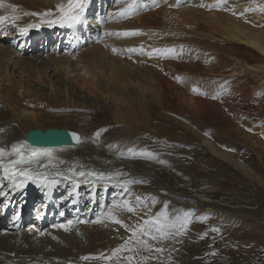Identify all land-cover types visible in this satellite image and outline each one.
Returning a JSON list of instances; mask_svg holds the SVG:
<instances>
[{
	"label": "rangeland",
	"instance_id": "374dc122",
	"mask_svg": "<svg viewBox=\"0 0 264 264\" xmlns=\"http://www.w3.org/2000/svg\"><path fill=\"white\" fill-rule=\"evenodd\" d=\"M98 1L90 11L91 15L87 14L88 20L93 19L92 26H97L103 31L110 25L107 28L109 30H106L107 33L110 30L114 33L120 30L139 33L121 39L113 38L114 43L117 44L115 49H119L118 46L122 44L129 47L132 44V50L126 55L136 54L139 59L138 61L135 59V62L144 66L147 65L144 60L153 52H160L172 62L178 59L171 66H160V68L163 67L165 77L172 76L174 88L166 91L170 99L167 97L164 101L159 95L156 75L150 73V77L147 78L143 73L138 72V76L132 79L147 87L146 96L148 102L152 104L150 105L152 113H148L149 116L146 115L148 117H145L146 124L145 119L137 123L139 128L137 127L135 131L124 130L122 135L124 138L119 142H114L115 145L112 147L119 151L125 150L130 155L143 154L150 163L159 159L160 166L164 169L159 167L156 171L157 176H164L162 182L159 180L158 184L155 179L152 183L147 179L144 188L139 186L141 191L138 192V189L134 191L140 194V208L137 213L134 212L136 217L120 220L121 235L124 238L118 246L121 248L118 254L113 255V252H110V249L113 251L117 249L116 245L106 241V247L101 248L97 251L98 253L90 250L84 255L85 250L93 249L89 243L84 248H75V252L80 254L77 256H71L72 247L68 248L69 257L79 258V256L93 255L89 259L92 262H99L98 264H264V217H261V213H264V92L261 90L264 87V73L259 74L262 72L260 68L264 71V57L244 45H230L225 37L213 28L214 26L209 27L202 21L195 23L186 20L184 22L170 15L171 13L169 14L173 10H183L188 6V8L205 10L207 15L214 11L223 12L233 21L240 19L253 29H262L264 28V0H135V8L131 15H117L120 11L115 7H124L121 8L122 11L128 7L129 2L133 4L132 0L125 4L127 6H122L126 0ZM2 2L6 5L4 0ZM2 12L0 10V13ZM140 17H142L140 21L134 22ZM123 21L129 23L119 25ZM99 31L94 38L91 34L89 40L81 35L82 45L71 56L74 57L72 58L73 67L69 69L70 74L67 78L73 80L74 86L77 85L76 91H81L84 97L87 96V87L84 86L82 90H78V87L85 79L91 80L93 69L99 67V64L84 62L81 53L86 47H91L94 41L100 42L102 33L106 36L105 32ZM111 34L113 32L108 33L107 37L109 38ZM181 39L183 43L186 44V41L188 43L185 48L179 44L182 43L179 41ZM67 48H70V45ZM166 49H173L176 55L173 52L164 51ZM177 49L180 50L179 53ZM136 50H140L142 57ZM118 53L110 50L113 61H118L119 56L124 54V52ZM188 59L191 61H187ZM236 60L239 62L238 65ZM188 65L195 67L192 68L193 71L187 67ZM245 66L247 69L248 66L252 67L254 71L256 68L260 70L253 73V70L248 69V72L246 68L243 69ZM10 74L11 82L26 85V82L30 80L28 76H31L30 67L16 64ZM53 74L54 71H50L47 76L51 77ZM105 74L109 78L112 73ZM56 79L54 78L55 82ZM36 84L33 81L34 89H38ZM117 86H114V89L119 91L121 88ZM136 89L129 87L127 91L131 92ZM190 95L210 103L219 102L224 116L220 113L203 115L192 111L193 107H190L187 101ZM95 100L96 104L92 106L96 108L103 107V103L104 107L111 104L109 99ZM89 114L94 115L95 112L90 111ZM110 128L115 127L112 125L106 127L104 132L97 131L102 134ZM248 136L251 137L250 140ZM206 140L243 167L237 168L227 164L225 158L220 155L216 156L209 149L207 150L204 144ZM107 143L110 141L108 140ZM246 171L251 175L246 174ZM170 174H173L175 182L171 183L168 176ZM168 186L173 190L172 194L176 196H171L172 191L168 189ZM182 193H185L186 198L181 201ZM202 195L207 196L203 199L217 202L219 207L228 203V207H241L242 209L227 212L224 210L210 211L214 208L208 206L201 209L195 201L202 200L199 199ZM100 196L99 191L98 204L101 202ZM188 201L195 203L194 206ZM4 203L0 194V210L3 209ZM250 206L251 208H248ZM249 209L260 214L251 216L241 212L242 210L249 211ZM139 214H142V218ZM145 221L149 223L146 225ZM31 225L33 224L30 222ZM184 225L186 227H183ZM25 226L28 227L29 223ZM0 230L3 231V228ZM133 232L136 235H133ZM66 234L64 239L57 242H66L74 236V234ZM153 236L156 239H152ZM139 242L145 243L146 250L142 253L144 257L138 253L140 252L137 250ZM157 248L163 250L157 252L155 250ZM129 257L132 259L129 260Z\"/></svg>",
	"mask_w": 264,
	"mask_h": 264
},
{
	"label": "bare ground",
	"instance_id": "6f19581e",
	"mask_svg": "<svg viewBox=\"0 0 264 264\" xmlns=\"http://www.w3.org/2000/svg\"><path fill=\"white\" fill-rule=\"evenodd\" d=\"M129 1L126 0L122 6ZM4 2L7 6L3 5V7H0V10L3 11L0 16H15L18 19L14 21L10 19L0 23V150L3 151V155L0 156V194L1 198L4 197L6 203H9L7 207L9 210L1 215L0 227L8 224V218L11 214H13L12 220L15 223L9 224L10 228L8 231L5 228L3 232L0 230L2 232L0 233V264H98L99 262H92L90 259L85 260L80 256L79 258L69 257L68 248L72 247L71 256L80 255L75 252V248H84L88 243L93 249L85 250L84 255L90 250L97 252L101 248L104 249L107 245L106 241L115 244V248H118L124 237L121 235L122 225L115 221L136 217L137 210L140 208V194L138 192L141 190H139V186L142 188L147 179V181L151 182L157 179L159 184V180L162 182V177H164L163 175L157 176V168L161 167L159 159L154 163H150L143 154L130 155L125 150L119 151L112 148L115 145L114 142H119L124 138L122 137L124 130L135 131L138 127L137 123L143 122L142 120L145 119L146 115L149 116L152 113L150 111V105L152 104L148 102L146 96L147 87L144 84L136 83L132 79L138 76V72L143 73L144 77L147 76V78L150 77V73L156 75L159 95L165 101L167 97L169 98L166 91L172 90L174 85L172 76L165 77L162 69L165 66H171L172 63H176L178 58L175 62H172L160 52H153L144 60V63H147L144 66L135 62V59H139L136 54L132 56L126 55L132 50V44L130 47L122 44L118 46L119 49H115L117 44L114 43L113 38L121 39L127 37L122 35L126 31L118 29L120 32L114 33L113 30H110L108 33L113 32V34L109 35L110 37L108 38L106 30H109L107 28L110 25H106L107 27L103 31L98 29L97 26L91 25L93 19L88 20L87 14L91 15L90 11L96 6L97 0H88L83 23L75 28H69L67 31L62 30L59 24L49 27L47 23H42L40 16L25 15V13L35 12L42 14L50 12L51 15L43 17V19L55 20L61 15L57 10V6H66L68 0H4ZM8 5L16 6L15 10L9 8ZM115 8L121 12V8L124 7ZM204 11L198 8H188L187 6L183 10H173L169 14L171 13L170 15L184 22L186 20H191L195 23L202 21L204 24H208L209 27L214 26L213 28L220 32L230 45H244L264 57V28L253 29L240 19L233 21L223 12L214 11L207 15ZM141 19L142 17L137 18L134 22H138ZM8 23L11 25L6 27ZM125 23L129 22L123 21L119 25ZM30 24L39 25V27L29 28L27 34L21 33L20 29L27 28ZM55 27L58 31L53 35L52 41H55L51 42L48 48L38 50L31 35L36 29H47L49 30L48 36H51L50 32ZM99 30L106 34L105 36L102 33L101 38L97 37L102 42L94 41L95 45L90 44L91 47H86V49L83 45V50H85L82 52L83 54L81 53V58L84 62L99 64V67L93 69L91 80L85 79L81 86L78 87V90H82L84 86L87 87V96L84 97L81 91H76L77 85L74 86L73 80L67 78L70 74L69 69L73 67L72 61L74 60L72 58L74 57L71 56L82 45L81 35L86 36L85 39L89 40L90 35L92 34V38H94L100 32ZM187 32V35H189V31ZM118 33L120 35H117ZM60 36H62V39H59ZM66 38L67 41L65 42ZM71 38L73 39L70 41ZM182 39L179 40L180 42L182 41L179 44L182 48H185L188 43L187 41L186 44L185 42L183 43L184 39ZM56 40L58 41L56 42ZM26 44H30V47H25ZM68 45H70V48H67ZM106 47L111 51L119 52L118 54H122V52L124 54L119 56L118 61H113V55L110 54V50L108 51ZM136 51L141 56L140 50ZM177 51L178 53L180 52L178 49ZM31 52L34 54H30ZM141 52L143 51L141 50ZM172 52L176 55V51ZM189 59L187 61H191ZM236 63L238 65L239 62L236 60ZM16 64L30 67L31 76H28L30 80L26 82V85L24 83L11 82L10 71ZM161 65L163 67L160 68ZM187 67L191 70L195 68L189 65ZM244 68L247 69L246 66ZM248 69L250 71L253 70L249 66ZM260 69L262 70L259 73L261 75L264 71L262 68ZM260 69L256 68V70ZM256 70H253V73ZM50 71H54V74L48 77L47 74ZM107 72L112 73L111 77L107 78L105 74ZM100 74L102 75L99 77ZM54 78H57L56 82ZM33 81L37 83L36 87L38 86V89L32 87ZM117 85L121 88L119 91L114 89V86ZM129 87L137 88L136 90L139 93L136 90L127 91ZM261 90L264 92V87ZM100 98L109 99L111 101L110 106L104 107V103L101 108L99 105V108L92 106L96 104L95 99ZM187 101L190 107H193L191 109L194 112L197 111L203 115L220 113L224 116L223 108L219 102L210 103L209 101L199 100V97L197 99L193 98L191 95L187 97ZM90 111L95 112V114L90 115ZM148 113L150 114L148 115ZM146 120L145 124L147 123ZM112 125L115 128H110L102 134L98 133V131L104 132L103 130L106 127L108 128V126L111 127ZM50 128L78 132L81 135L79 147L77 149H37L24 143V139L29 132L33 130L45 131ZM239 132V134L242 133L240 130ZM108 140L110 143H107ZM204 144L207 150L209 149L216 156L220 155V157L225 158L227 164L237 168L243 167V165L234 162L229 155L215 148L208 140L204 141ZM34 152L35 155H33ZM20 155L24 156L26 163L17 165V169L29 170L33 179L24 182L21 187H16L12 180L4 179L3 176L4 168L19 159ZM167 170L170 169L167 168ZM245 173L251 175L250 172L247 173L246 171ZM168 176L171 183L175 182L173 174ZM21 181H24V177L17 176L15 183L20 184ZM147 185H149V182H147ZM136 189H138L137 193L134 192ZM168 189L172 191H169L172 197L176 196V194H172L173 190L170 186H168ZM34 191L36 193L33 195V202H36V199L38 201L40 193H42V198H46L45 202L48 204L35 209L36 215L33 223L36 224L31 226L29 224L27 228L30 229H25L26 220L21 223L22 219L18 220V218L23 217V210L26 208ZM99 191L101 193L100 204H98ZM142 192L145 191L142 190ZM184 194L182 193L183 198L179 197L181 201L186 198ZM112 196L114 198H111ZM123 198L125 199L123 200ZM203 198H207V196L204 197L202 195L199 198L202 200H193L201 209L205 206L214 208L213 210L208 208L210 211L224 210L227 212L229 210L236 209L238 211L237 209H242L241 207H228V203L219 207L216 204L217 202ZM195 203L191 202L193 206ZM36 205L38 204H35L34 207ZM17 208L19 210H16ZM106 208H109L108 211L103 212ZM128 208H132L133 211H128ZM248 208H251V206ZM49 211H51L49 213L50 216L49 214L44 216ZM134 212L136 213L134 214ZM241 212L251 216L260 214L250 209L249 211L242 210ZM142 214H139L141 218ZM261 217H264V213H261ZM69 221L72 223L69 225L68 231L57 227V225L61 224L68 225ZM74 223L75 225L73 226ZM65 233H67L66 235L74 234V236L66 242L58 243V240L64 239ZM137 245V250L140 251L138 253L141 257H144L142 253L146 250L145 243L139 242ZM110 252H114L113 249H110ZM90 256L93 255H87L86 257ZM105 259L107 258L105 257Z\"/></svg>",
	"mask_w": 264,
	"mask_h": 264
},
{
	"label": "snow or ice",
	"instance_id": "6c2138e0",
	"mask_svg": "<svg viewBox=\"0 0 264 264\" xmlns=\"http://www.w3.org/2000/svg\"><path fill=\"white\" fill-rule=\"evenodd\" d=\"M88 6V0H68V4L65 5H58L57 6V10L61 13L60 17L55 19V20H44L43 17H47L50 16L51 13L50 12H45V13H25V15H32V16H40L42 18V23H47L49 27L55 25V24H59L60 27H68V28H75L77 25L83 23V17H84V12L85 9ZM0 7H3V2L2 0H0ZM9 8H12L13 10H15L16 6L14 5H8ZM135 8V0L133 2V4H129L127 8L123 9L120 13H118L117 15H131L132 11ZM16 20L18 19V17L12 16H0V23H3L5 21L8 20ZM32 27H39V25H28L27 28H22L20 29L21 33H27V31L29 30V28ZM139 33H129V32H125L122 35L128 36V35H137ZM117 35H120L119 33ZM160 51V50H157ZM166 52H172L174 51L173 49H166L164 50ZM195 91V90H194ZM73 138L76 139L78 141V137L75 136V134H73ZM50 155V153H48ZM3 155V151L0 150V156ZM33 155H35V152L33 153ZM26 163L25 158L23 155L19 156V159L15 160L12 162V164L10 166H6L4 168V179H9L12 180L14 185L16 187H21L23 185L24 182H26L29 179H33V176L31 174V172L29 170H18L17 169V165L19 164H23ZM17 176H21L24 177V181H21L20 184H16L15 180ZM43 179V177H41ZM53 183H55V181H53ZM128 211H133L132 208H128ZM99 222V221H97ZM116 223H121L119 220L115 221ZM71 221L68 222V225H57V227L59 228H63L65 231H68L69 225H71ZM149 222L145 221V224L147 225ZM183 227H186V225H184ZM141 231H143V229H141ZM133 235H136L135 232H133ZM152 239H156L155 236L151 237ZM127 243V242H126ZM123 247V246H121ZM157 252L162 251L163 249L157 248L155 249ZM121 248H117L114 252L113 255H116V253L120 252ZM129 251H131V249H129ZM111 257H109L110 259ZM82 259H89V257H83ZM129 260H131L132 258L129 257Z\"/></svg>",
	"mask_w": 264,
	"mask_h": 264
},
{
	"label": "water",
	"instance_id": "95a60500",
	"mask_svg": "<svg viewBox=\"0 0 264 264\" xmlns=\"http://www.w3.org/2000/svg\"><path fill=\"white\" fill-rule=\"evenodd\" d=\"M78 137V141L73 138ZM25 142L35 148H73L77 149L81 142V135L77 132L64 129L33 130L25 138Z\"/></svg>",
	"mask_w": 264,
	"mask_h": 264
}]
</instances>
